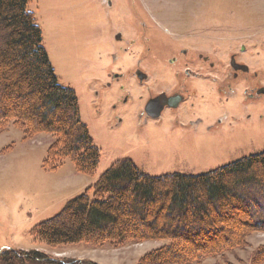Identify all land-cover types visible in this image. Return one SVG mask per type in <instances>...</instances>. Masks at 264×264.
<instances>
[{"label":"rangeland","instance_id":"obj_1","mask_svg":"<svg viewBox=\"0 0 264 264\" xmlns=\"http://www.w3.org/2000/svg\"><path fill=\"white\" fill-rule=\"evenodd\" d=\"M28 9L42 30L59 82L77 95L81 120L101 159L92 175L79 172L70 159L50 170L46 162L53 135L41 133L28 139L13 124L0 133V264H140L146 254L168 241L54 247L37 238L34 229L87 191L93 199L95 184L120 160H131L151 176L200 174L263 152L264 96L249 101L243 90L255 72L264 94V0H32ZM142 29L150 34L158 29L169 45L161 47L155 37L144 45L139 38ZM118 34L124 40L119 41ZM185 47L191 53L202 52L214 65L191 61L196 66L192 68L213 75L209 102L197 99L194 108L190 102L182 105L174 113L176 122L171 115L158 122L140 118L146 99L171 91L174 75L188 66L182 61L168 63ZM230 54L243 63L238 69L250 72L236 82L227 77L233 70ZM138 68L148 76L147 82L134 77ZM230 83H236L233 89ZM197 88L198 94L204 90ZM125 97L128 101L123 104ZM208 106L214 124L209 133L195 122L198 117L207 119ZM184 110L189 111L188 118ZM223 115L228 121L218 127L216 119ZM217 225L224 235L229 224ZM246 237L244 247L206 255L192 264H252L264 247V231L253 230ZM32 251L44 257L31 259ZM8 252L19 256L6 257Z\"/></svg>","mask_w":264,"mask_h":264},{"label":"trees","instance_id":"obj_2","mask_svg":"<svg viewBox=\"0 0 264 264\" xmlns=\"http://www.w3.org/2000/svg\"><path fill=\"white\" fill-rule=\"evenodd\" d=\"M31 1L0 0V133L13 124L28 139L53 135L46 167L55 170L70 159L79 172L92 175L99 148L81 120L75 91L59 82L28 9ZM94 188L93 199L87 191L38 225L36 237L54 247L167 240L140 264H192L244 247L250 231H264V151L200 174L151 176L131 160H120ZM219 221L229 224L224 235ZM263 263L264 247L252 259Z\"/></svg>","mask_w":264,"mask_h":264},{"label":"flooded vegetation","instance_id":"obj_3","mask_svg":"<svg viewBox=\"0 0 264 264\" xmlns=\"http://www.w3.org/2000/svg\"><path fill=\"white\" fill-rule=\"evenodd\" d=\"M152 33L150 34L148 31L143 30L141 32V37H139L141 39V42L144 45H149L152 41V37L156 38L159 45L161 47H167L169 45L168 42H165L168 37H166L162 32H160L158 29H151ZM148 35V36H147ZM146 36V37H144ZM119 41L124 40V38L122 36H120V34H118V37H116ZM139 39V40H140ZM149 48V47H148ZM242 53L245 51V48L242 47ZM191 54V57H189V55ZM230 57V63L232 66V74L228 73L227 77L229 79H233L234 82L238 81L239 79H243V77L245 76L243 73L245 74H250L249 70L246 72L245 67H241L240 69L237 68L238 64H243L241 62L238 61V57L237 55H229ZM198 60L200 62H203L206 66L211 68H214V65L212 63L209 64V58L207 56H205L202 52H193L191 53L190 48L189 47H185L179 50V54H174L172 56V58L169 60L168 59V63L170 61V63H179L180 61L184 62L185 65H188L185 67L184 72L182 73L181 71L177 72L174 75V80H175V85L173 87V89L171 91H166V90H162L159 91L151 96L148 97V99H146V104H148L150 101L155 100V99H160L161 102V106L164 107L161 116L159 118H153L149 115V113L147 112L146 108L144 113L140 114V118H148L152 119L153 121H160L159 119H161V117H165L164 115H171L174 118V121H178V115L174 114L176 113L182 105H184V108L186 107V105H188V103H191V106L194 108L195 102L194 100H199L200 102H205L208 103L209 102V80H211V82H214L213 80V75L211 72L208 71H197V69H194L192 67H196L194 65L191 66V61H195ZM159 61V60H158ZM148 63H150V61L148 60ZM246 66V65H245ZM194 69V70H193ZM131 72V71H129ZM131 73H128V76L130 77ZM251 83L248 82V86L246 89H244L243 91V95L244 98L247 97V99L249 101H253L256 102L260 99L261 96H264V94H261L262 92L260 91V82L259 80H255L258 79L257 77V73L254 72L253 75H251ZM127 76H125L123 79H126ZM134 77L138 78L140 82H147L148 81V76L146 75L145 72H143L140 68H138L135 72H134ZM121 78L118 76L117 81L120 80ZM180 79H182L181 81H179ZM247 78H244V80H246ZM236 85V83L232 84H228L229 89H233V86ZM203 87L204 86V90L201 92V94H198L197 92L199 91V89L197 87ZM128 99L125 97L122 100V103H127ZM177 101H179V105L175 106ZM147 106V105H145ZM191 108V107H189ZM188 108V109H189ZM114 109H117V105L114 106ZM192 109V108H191ZM189 109V110H191ZM204 110V108H202ZM193 110V109H192ZM204 112V111H203ZM202 112V113H203ZM205 112L207 113V119H203L198 117L197 119H195L196 125L198 127L202 126L205 127L206 132L209 133V131H211V129L213 128L214 124H211V120H209V118L212 117V112L213 110H209V106L207 108H205ZM183 113H185L183 116L185 117L187 115V118L189 117V111L184 110ZM247 119L249 120L251 118V115L248 114L246 115ZM173 118L171 120H173ZM165 121V120H164ZM192 120H189V122L191 123ZM227 116L223 115V117L216 119V124L219 126L223 125L225 122H227ZM120 123L122 122L121 119L119 121Z\"/></svg>","mask_w":264,"mask_h":264},{"label":"water","instance_id":"obj_4","mask_svg":"<svg viewBox=\"0 0 264 264\" xmlns=\"http://www.w3.org/2000/svg\"><path fill=\"white\" fill-rule=\"evenodd\" d=\"M237 68H239V67H237ZM178 105H179V101H177L175 106H178ZM163 109H164V107L161 106L160 99H158V98L150 101L146 106L147 112L153 118H159L161 116Z\"/></svg>","mask_w":264,"mask_h":264}]
</instances>
